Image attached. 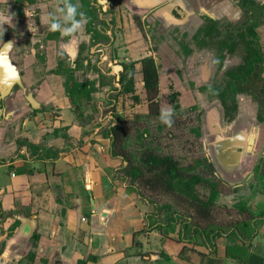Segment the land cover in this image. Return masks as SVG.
<instances>
[{"label": "crops", "instance_id": "1", "mask_svg": "<svg viewBox=\"0 0 264 264\" xmlns=\"http://www.w3.org/2000/svg\"><path fill=\"white\" fill-rule=\"evenodd\" d=\"M254 1L264 6V0ZM60 8L58 0H0V13L13 14L11 23L0 29V264L107 263L108 258L101 249L96 253L93 243L103 241L98 236L102 235L99 214H109L107 228L113 218L123 223L138 195L119 178L124 176V164L111 157V141L103 131L110 124L109 109L114 104L129 120L137 112L148 113L141 61L149 56L159 67L161 100L176 93L182 108L205 102L201 121L216 174L233 183L235 191L259 180L261 193L255 198L247 194L243 200L255 215L264 213V71L258 68L240 87L238 109L233 120H228L221 100L210 99L202 88L219 83L228 69L240 65L242 51L226 55L219 68L216 51L198 48L193 42L205 17L239 23L243 11L238 1L122 0L114 14L105 16L116 21L115 31H108L110 44L94 43L87 24L71 35L50 30L53 21L62 29L72 27L66 14L58 12ZM109 9L110 5L105 11ZM136 15L157 32L144 29V33L135 23ZM256 31L264 53V25ZM184 46L192 53L185 55ZM131 63H135L140 102L132 93L117 96L115 91L120 88L124 65ZM60 65L63 73H57ZM118 66L119 76H112L109 68ZM165 69L172 71L165 74ZM66 70H74L76 81L90 82L88 89L94 90L90 99L85 92L78 95V110L66 90ZM229 150L240 152L226 163L220 153ZM85 210L88 218L83 216L79 221ZM150 210L147 206L145 213ZM134 225L129 245L135 249V238L142 244V252L146 248L144 238L150 233L133 236L144 228V217ZM256 228L247 245L248 259L227 253L228 246L242 243L235 236L220 238L215 254L203 244L188 246L182 252L185 245L179 237L166 238L155 230L152 232L159 233L160 238L149 248L155 257H147L145 262L264 264V216L257 220ZM81 230L85 231L83 240L79 238ZM34 235L39 238L36 246ZM249 236L250 232H243L245 240ZM31 252L34 259L29 257ZM90 256L97 261H89Z\"/></svg>", "mask_w": 264, "mask_h": 264}, {"label": "trees", "instance_id": "2", "mask_svg": "<svg viewBox=\"0 0 264 264\" xmlns=\"http://www.w3.org/2000/svg\"><path fill=\"white\" fill-rule=\"evenodd\" d=\"M240 8L243 11L242 20L237 23L220 22L210 17H205V24L202 26L193 37V42L198 48H208L215 50L217 55L215 63L219 68H222L226 55L234 54L238 50L242 51V63L238 66L231 67L225 72L224 78L213 86H205L202 91L205 92L210 99L218 98L221 100L224 107L225 116L228 120H233L235 112L238 109L237 95L241 92L240 87L250 81L258 68L264 71V53L259 42L256 29L260 25H264V6L256 3L254 0H237ZM63 5L64 13L68 16V7L76 8V13L71 19H67L71 24L74 20L83 19L81 12H84L88 17V33L92 34L94 43H111V36L108 31H115L116 21L115 18L108 20L106 15L114 14L116 7L121 5L122 0H110V9L105 11L104 8L98 3V0H82V5L76 4L73 0H60ZM52 23H57L53 21ZM50 34V37H53ZM185 55L192 53V49L184 46ZM142 73L144 77V86L147 94V102L150 107V113L158 114V100L160 96V73L157 62L153 56L144 58L142 61ZM62 65H60L57 73L62 72ZM66 90L70 97L72 104L78 110L77 98L79 94L85 92V97L91 98L93 89H88L90 82L79 83L74 76V70H66ZM135 63L124 65V71L121 73L119 80L120 88L116 87L117 96L134 94L136 102H140V98L136 95L135 89ZM176 93L170 96L174 102L173 107L180 109V105L175 103ZM109 112L112 113V119L109 126L104 129L103 135L111 141L110 155L113 158H121L124 161L125 168L122 172L126 171V167L130 170L124 173L123 177H119L118 172L116 175L128 183L139 196L140 192L137 188V181L143 176V170L140 167H131L130 156L126 150L125 144L128 137V129L135 124V120H129L120 115L116 110L114 104ZM201 120V118H199ZM199 120V121H200ZM201 128L199 127L196 132V137H200ZM128 165V166H127ZM144 165H146L148 172L156 173L157 180L151 183L154 189L163 187L167 191H173L181 197L188 200L193 206L196 213V218L203 221H208L209 225L201 227L193 222L189 216H184L175 212L173 218L166 222H161V211L163 209L171 210L173 206L165 205L158 206L155 203L146 204L151 209L144 215L145 226L141 230L134 232V235L142 232L159 231L163 235L164 228L174 227L181 225L178 241L184 243L185 249L195 247L196 245L203 244L210 254L217 253V241L223 237L235 236L242 239V243L238 245L228 246L227 253L239 254L241 257L248 259L250 252L248 244L253 239L257 232L256 222L264 216V213L255 215L247 206L246 202H238L234 205L236 216L238 220L228 225H218L213 223L212 208L217 204L223 192L226 190L231 192L228 184L221 178L217 177L212 171V165L208 164L206 160L197 158L192 164L184 166L173 156H147ZM204 167L211 170L212 176L203 178L196 170ZM205 185L208 190V197L204 200L198 194V186ZM141 199V198H140ZM142 200V199H141ZM143 201V200H142ZM145 203V202H144ZM243 232H250L248 240L243 237ZM245 234V233H244ZM38 236L34 235V246L37 245ZM132 245L135 249H140L142 244L133 238ZM153 252V251H150ZM132 253V252H131ZM146 252H135L133 255L141 256L147 261L145 256ZM163 254V252H161ZM132 255V254H130ZM30 259H34L35 254H29ZM150 257V256H149ZM89 261L96 262L97 258L90 256Z\"/></svg>", "mask_w": 264, "mask_h": 264}, {"label": "rangeland", "instance_id": "3", "mask_svg": "<svg viewBox=\"0 0 264 264\" xmlns=\"http://www.w3.org/2000/svg\"><path fill=\"white\" fill-rule=\"evenodd\" d=\"M76 4L82 5V0H73ZM60 8V13L64 12L63 5L58 0ZM98 3L105 9L109 8L110 0H98ZM82 19L74 20L80 21ZM135 23L138 27L148 33L157 32L156 27L154 28L152 25L148 23L144 24L142 21V17L140 15L134 16ZM72 23V22H71ZM87 23V28H88ZM145 29V30H144ZM112 76H119L121 72L118 68H109ZM166 71H172V69H165ZM179 77L182 79L181 70L177 71ZM84 76V75H83ZM119 80V78H118ZM109 81V80H108ZM113 88V79H110ZM168 82V81H167ZM178 83V82H177ZM167 84V83H165ZM173 101L169 98H163L158 100V114L150 113V107L148 105V113L137 112L134 115V118L131 120H135V124L128 129V137L125 144L126 150L130 156V160L132 162L131 167L137 166L142 168L143 176L137 181V188L140 192L139 196L134 198V201L130 204L131 209H127V217L123 223H121L122 219H112V223H109V227L107 228L105 223L108 221V213L102 212L99 214V226L102 227L99 231L102 233L100 238H103V241L96 243V240H93L95 244V252L99 253L101 249V253H104L105 257L108 258L106 264H147L142 257H138V255H133L135 252H141L139 249L130 248L129 238H130V229L134 226H137L138 222L144 217L145 211L147 209L146 204L155 203L158 206L162 207L165 205L173 206L171 210L163 209L161 211L162 216L160 217L161 222H166L169 219L173 218L175 212L183 214L184 216H189L193 219V222L201 227H206L209 225L208 221L199 220L196 218V213L191 206L190 202L186 200L184 197L179 196L173 191H167L163 187H159L154 189L151 183L157 180L156 173H150L147 171V166L144 165V162L149 155H158V156H167L171 155L176 160H178L184 166L192 164L194 160L197 158H201V160H206V162L212 165V171L216 172L215 166L213 164L210 149L206 146L207 142V134L203 131L202 121L199 119L204 115L202 102H198L197 104L182 108L175 109L173 107ZM175 103H178V99L176 98ZM171 106L175 110L174 125L169 128L165 124H163L159 117V110L161 106ZM206 106V105H205ZM208 108V107H207ZM112 114V113H111ZM200 120V121H199ZM200 130V137H196V132L198 128ZM113 158V157H112ZM119 159L122 164L124 161L121 158ZM125 166V164H124ZM128 166V165H127ZM125 168V167H123ZM126 171L130 170V167H126ZM124 171L123 173H126ZM211 170H208L204 167H200L196 170L203 178H208L212 176L213 173ZM229 188L232 189L231 192L227 190L223 192L217 204L212 208L213 211V223L218 225H228L236 220H238L236 216V210L234 209V205L238 203L239 200L244 201L243 198L247 196V194H253V198L256 195L261 193V183L259 180H254L249 185L244 186L241 190L235 191L233 183H228ZM198 194L202 199H206L208 197V190L205 185L198 186ZM143 203H141V200ZM258 201V200H257ZM145 202V203H144ZM245 202V201H244ZM131 210V211H130ZM87 216V211H83V215L79 216V221L82 217ZM104 219V221H102ZM104 222V223H102ZM115 225H119L118 228H115ZM106 227V229H105ZM181 229V225L174 227L164 228V233H166L168 238L169 236L179 237V232ZM158 232V231H157ZM149 235H146L144 238L145 247L142 252H146L145 258L147 257H155L153 252H150L149 248L153 243L158 242L160 235L156 232H149ZM83 240L85 237V231L81 230L79 234V238ZM100 241V239H98ZM128 244L129 251L126 250L123 252L122 250ZM172 245V243H170ZM102 246V247H101ZM77 249L80 247L78 245L75 246ZM142 249V248H141ZM79 250V249H78ZM132 252V255L129 253ZM116 258H113L116 256ZM119 255V256H118ZM153 255V256H152ZM25 264H28L26 261Z\"/></svg>", "mask_w": 264, "mask_h": 264}, {"label": "clouds", "instance_id": "4", "mask_svg": "<svg viewBox=\"0 0 264 264\" xmlns=\"http://www.w3.org/2000/svg\"><path fill=\"white\" fill-rule=\"evenodd\" d=\"M76 13V8L68 7V16L66 19H71ZM83 17L82 21H73L71 28H61L59 23H51L50 30L52 31H61L62 35H71L82 29L88 23V17L84 12L80 13ZM13 14L5 16L3 13H0V29H3V25L6 23H11ZM175 110L171 106H161L159 110V117L163 124L171 128L174 123Z\"/></svg>", "mask_w": 264, "mask_h": 264}, {"label": "flooded vegetation", "instance_id": "5", "mask_svg": "<svg viewBox=\"0 0 264 264\" xmlns=\"http://www.w3.org/2000/svg\"><path fill=\"white\" fill-rule=\"evenodd\" d=\"M240 152V150H237V151H235V150H229L227 153L226 152H224V151H222L221 153H220V156H221V158L226 162V163H228V162H230V161H233V160H231L234 156L237 158V156H238V153ZM248 168H246V170H247ZM215 175L217 176V177H219L217 174H216V172H215ZM220 178V177H219Z\"/></svg>", "mask_w": 264, "mask_h": 264}, {"label": "water", "instance_id": "6", "mask_svg": "<svg viewBox=\"0 0 264 264\" xmlns=\"http://www.w3.org/2000/svg\"><path fill=\"white\" fill-rule=\"evenodd\" d=\"M107 2H108V0H107ZM117 68H118L119 70L121 69V67H119V66H118Z\"/></svg>", "mask_w": 264, "mask_h": 264}, {"label": "built area", "instance_id": "7", "mask_svg": "<svg viewBox=\"0 0 264 264\" xmlns=\"http://www.w3.org/2000/svg\"><path fill=\"white\" fill-rule=\"evenodd\" d=\"M85 220V219H84Z\"/></svg>", "mask_w": 264, "mask_h": 264}]
</instances>
